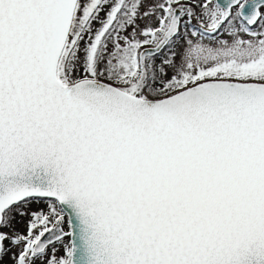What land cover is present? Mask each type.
Listing matches in <instances>:
<instances>
[{
	"label": "snow or ice",
	"instance_id": "6c2138e0",
	"mask_svg": "<svg viewBox=\"0 0 264 264\" xmlns=\"http://www.w3.org/2000/svg\"><path fill=\"white\" fill-rule=\"evenodd\" d=\"M142 4L0 0V264H264V0Z\"/></svg>",
	"mask_w": 264,
	"mask_h": 264
},
{
	"label": "rangeland",
	"instance_id": "374dc122",
	"mask_svg": "<svg viewBox=\"0 0 264 264\" xmlns=\"http://www.w3.org/2000/svg\"><path fill=\"white\" fill-rule=\"evenodd\" d=\"M154 2H155V0H143V4H142L141 10H140L141 14L143 13V11L145 9H148L150 7V5H152ZM184 2L187 3L188 0L187 1L184 0ZM107 11H108V8H107V6H105L104 10H102L100 13L101 19H103L105 17ZM233 11H235V9ZM262 11H264V9H262ZM197 13L199 14V9H197ZM153 20H155V16L143 17V18L138 17L136 20L137 30L143 29L146 25H149V23H151V21H153ZM199 22L200 21L198 19H193L191 21V27L188 29L189 33L191 32L192 28H195L198 26ZM236 26L238 27L239 25H236ZM94 27H99V23L95 22ZM251 27L254 31L260 30L259 25H257V27L255 25H253ZM131 32H132V28L129 27L127 29V32H125L123 34L128 35ZM239 36H240V38L245 39V40L253 39L247 33H243V32L239 33ZM189 38L193 39L194 42L199 41V42H201L207 46H212V47H218L219 46L217 43V40H227L229 43H231V41H232V37L226 31H221L219 33H215L211 37L205 38L202 41L199 40V37L189 36ZM109 48H111V44H109ZM101 67H103V64L101 65ZM44 208H45V205L43 203H40V202H35L30 206V210H36V211H39V210L44 209ZM27 219H28V217H24L23 220H20V218H17V221L15 222L16 229L19 230L20 232H24L25 231V223H26ZM5 231H10V230L5 229ZM6 244H7V242H6ZM56 247H57L56 255L58 257L63 256L64 255L63 247L61 245H57ZM16 251H18V249L16 247H12L9 255H6L3 257V264H12L10 256H11V253H14ZM36 264H42V262L37 261Z\"/></svg>",
	"mask_w": 264,
	"mask_h": 264
},
{
	"label": "flooded vegetation",
	"instance_id": "af4514ba",
	"mask_svg": "<svg viewBox=\"0 0 264 264\" xmlns=\"http://www.w3.org/2000/svg\"><path fill=\"white\" fill-rule=\"evenodd\" d=\"M155 23H156V18H155V20L151 21V23H149V25H154ZM64 230L67 231V222H65ZM68 241H69L68 237H65V243H67Z\"/></svg>",
	"mask_w": 264,
	"mask_h": 264
},
{
	"label": "water",
	"instance_id": "95a60500",
	"mask_svg": "<svg viewBox=\"0 0 264 264\" xmlns=\"http://www.w3.org/2000/svg\"><path fill=\"white\" fill-rule=\"evenodd\" d=\"M214 2H215V0H214ZM220 2H221V3H224L225 0H220ZM67 231H68V225H67ZM68 239H70V238L68 237Z\"/></svg>",
	"mask_w": 264,
	"mask_h": 264
},
{
	"label": "trees",
	"instance_id": "16d2710c",
	"mask_svg": "<svg viewBox=\"0 0 264 264\" xmlns=\"http://www.w3.org/2000/svg\"><path fill=\"white\" fill-rule=\"evenodd\" d=\"M186 1H187V0H186ZM235 23H236V25H239V21H236ZM255 26L257 27V25H255ZM191 30H192V29H191Z\"/></svg>",
	"mask_w": 264,
	"mask_h": 264
}]
</instances>
